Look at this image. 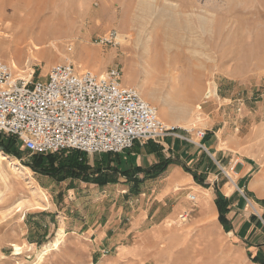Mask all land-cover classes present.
I'll list each match as a JSON object with an SVG mask.
<instances>
[{
	"label": "rangeland",
	"instance_id": "374dc122",
	"mask_svg": "<svg viewBox=\"0 0 264 264\" xmlns=\"http://www.w3.org/2000/svg\"><path fill=\"white\" fill-rule=\"evenodd\" d=\"M12 1L24 2L6 0L5 6ZM31 2L40 24L54 18L47 29L51 37L29 43L12 39L13 32L0 25V54L16 75L44 80L61 62L98 74L118 68L123 84L143 85L138 89L165 122L172 124L173 115L179 126L205 130L206 141L218 133L225 153L215 159L219 186L224 196L227 185L234 188L227 213L231 231L218 228L219 209L209 223L193 225L205 212L197 209L199 200H190L195 193L187 187L165 196L161 180L144 184L142 177L134 184L95 173L60 181L26 166L32 156L16 142L20 158L0 149L11 160L0 165V177L2 170L8 175L0 185V264H260L254 257L264 259V0ZM110 31L120 43L100 42ZM16 44L23 47L19 53ZM192 68L208 73L200 97H185L172 84L177 71ZM73 152H57L56 162ZM79 153L91 163L106 155ZM181 201L194 204L186 208Z\"/></svg>",
	"mask_w": 264,
	"mask_h": 264
},
{
	"label": "built area",
	"instance_id": "2783aa9c",
	"mask_svg": "<svg viewBox=\"0 0 264 264\" xmlns=\"http://www.w3.org/2000/svg\"><path fill=\"white\" fill-rule=\"evenodd\" d=\"M118 36L110 31L100 42L117 44ZM0 134L15 136L30 155L121 153L136 142L170 136L206 149L205 130L165 122L136 86L122 83L118 68L98 74L61 62L35 81L18 77L1 54Z\"/></svg>",
	"mask_w": 264,
	"mask_h": 264
},
{
	"label": "crops",
	"instance_id": "0c3cea01",
	"mask_svg": "<svg viewBox=\"0 0 264 264\" xmlns=\"http://www.w3.org/2000/svg\"><path fill=\"white\" fill-rule=\"evenodd\" d=\"M206 72L207 71H202L200 69L195 70V68H192L191 72H189V70H187V72L182 71V73L178 72L176 73L177 77L175 80L174 77H172V80H174L172 84L173 86L179 87L185 97H200L204 88V79L208 75ZM194 90L195 92H193ZM210 106H212V104L208 107ZM171 118L170 122H174L175 118ZM206 138L205 136L203 139V144L206 149L197 144L170 136L158 142H136L131 149L121 153H102L106 155L101 156L93 163L88 162L87 159L85 161L89 166L90 175L93 173H95V176L102 175V177L107 174L116 175L121 178L120 181L123 180L122 178H128L132 184H134L139 177L144 178V184L152 180H161L163 188L160 192L164 193L165 196H168L177 188H189L191 192L195 193L196 200L200 201L199 208L197 209L200 210V208H202L205 212H200L194 218L193 225H201L209 223V215H211V217H216V215H218V207L216 205L218 196L215 192H217V188L220 189L218 175H221V171L215 164V161H221L225 154L222 152V146L218 144L219 141L221 142L218 133H215L211 138L208 137L207 141ZM229 141L230 140H228V142ZM190 163L195 165V168H191L192 166H188V168L187 165ZM156 166H163L165 169L160 174H156ZM208 167H210V170H207ZM195 174H197L199 178L210 181L211 184L205 186L200 184L195 180ZM142 184L141 182V185ZM227 184L228 183L224 182L222 186L225 187ZM231 187L230 184L226 186L225 196L220 189L223 198L227 197L229 199V197H231L234 190V188ZM183 202L181 201L179 204H185L183 206L186 208L194 204L193 202ZM218 228L223 229L224 227L221 224V227ZM211 229H213V227H211L210 230ZM206 230L208 231L207 228ZM176 232L177 231H172L169 236L175 235ZM187 238L189 237L184 238L186 239L185 242ZM190 240L187 241V245ZM190 253L191 252H188L184 254V256H189ZM229 257L230 255L227 254L228 260ZM189 260L190 259H187L185 263Z\"/></svg>",
	"mask_w": 264,
	"mask_h": 264
},
{
	"label": "bare ground",
	"instance_id": "6f19581e",
	"mask_svg": "<svg viewBox=\"0 0 264 264\" xmlns=\"http://www.w3.org/2000/svg\"><path fill=\"white\" fill-rule=\"evenodd\" d=\"M5 2L6 0H0V25L6 27L7 29H10L13 32V36L12 39L15 37H18L19 39H24L25 41L29 40V43H37L36 41H44L45 39L49 38V34L47 33V29L50 26L51 23L54 22V18H48L45 19V22L43 24L39 23V11H33L31 12V6H32V2L31 0H24L23 4L21 6H17V3L12 1L11 4L8 6H5ZM39 3H37V7L39 6ZM166 6L170 7V8H175L177 5L175 3H171V2H167ZM33 7V6H32ZM168 7H165L167 11ZM35 8V6H34ZM172 9H170L171 11ZM165 12V11H164ZM163 12V13H164ZM32 14V15H31ZM165 14V13H164ZM130 22H134L131 21ZM52 32V30H51ZM53 34V33H52ZM123 37H127V35H122ZM51 37V36H50ZM53 39V38H52ZM23 40V41H24ZM149 40V39H148ZM47 41V40H45ZM49 41V40H48ZM24 43V42H23ZM43 43V42H42ZM118 43H120V35L118 36ZM150 44V43H149ZM22 45V44H21ZM145 45V44H144ZM16 46V50L17 52H21V50L23 49V47H20L19 45H15ZM146 47V46H145ZM149 47V46H148ZM147 47V48H148ZM150 48V47H149ZM146 50V49H145ZM148 50V49H147ZM150 51V50H149ZM148 51V52H149ZM145 52V51H143ZM147 54V53H146ZM149 54V53H148ZM152 53H150L149 55H147L148 57H152V58H157L156 55L153 54V56H151ZM160 55V54H159ZM155 56V57H154ZM159 57V56H158ZM32 59V58H30ZM160 59L157 58V60ZM192 59V58H191ZM169 60V59H168ZM194 59H192L193 61ZM161 63V62H160ZM16 65V64H15ZM82 67V66H81ZM177 73V72H176ZM175 73L174 80L177 77V74ZM172 76V74H171ZM173 80V81H174ZM142 84V83H141ZM141 86L143 85H136L137 88L141 89ZM141 92V91H140ZM195 92V90L193 91ZM151 93V92H150ZM214 93V92H213ZM152 94V93H151ZM215 95V94H214ZM150 96V95H149ZM152 97V96H151ZM209 97V95H208ZM207 97V98H208ZM150 100V99H149ZM148 100V101H149ZM159 107V106H158ZM177 107V106H175ZM180 109V108H179ZM161 110V109H160ZM181 110V109H180ZM179 110V111H180ZM162 112V111H161ZM182 112L183 113H187L189 114L188 108L183 106L182 108ZM171 116V115H170ZM173 116V115H172ZM171 116V117H172ZM174 117V116H173ZM176 118V117H175ZM172 119V118H171ZM168 124H171L169 122H167ZM178 121H174L172 122L171 125H178ZM193 125V124H192ZM11 162L10 159H8L6 157V155L0 151V165L4 166V165H9ZM24 170L27 171V173H31V170L28 167L22 166ZM234 172V171H233ZM15 175L17 172H15ZM18 174V173H17ZM230 177H233L234 175L228 174ZM18 177H12L11 179L13 180H18ZM19 181V180H18ZM8 183V175L5 171H1V177H0V185L3 184H7ZM254 208L256 209V207L254 206ZM182 216V214H181ZM180 216V217H181ZM62 229H60L61 231ZM62 232H60L61 234ZM58 234V233H57ZM59 240L56 243H52L55 245H58ZM15 246V250L17 254L22 253L21 250L23 249V247H21L19 244H14ZM43 254V253H41Z\"/></svg>",
	"mask_w": 264,
	"mask_h": 264
},
{
	"label": "trees",
	"instance_id": "16d2710c",
	"mask_svg": "<svg viewBox=\"0 0 264 264\" xmlns=\"http://www.w3.org/2000/svg\"><path fill=\"white\" fill-rule=\"evenodd\" d=\"M19 143L18 140H14L13 137L5 140V138L0 134V149L4 150L7 154L14 155L17 158H20L21 155L19 152L14 150V146ZM74 151L69 158L61 160L60 163L56 162V153H47V154H34L31 155L32 159L25 162L26 166H29L35 172H42L48 175H51L58 180L62 181L69 177H81L82 179L87 178L90 174L89 166L80 155V151ZM83 153V152H81ZM163 166H156V174H160L164 171ZM195 180L203 185H208L205 183V180L199 178L195 174ZM216 204L219 209V221L222 223L226 231H230L231 227L229 226V220L227 218L228 207L231 204V199L223 198L222 194L218 192V197L216 199ZM254 261L264 264V259H261L258 256L254 257Z\"/></svg>",
	"mask_w": 264,
	"mask_h": 264
}]
</instances>
